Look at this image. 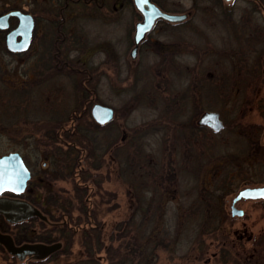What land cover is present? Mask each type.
<instances>
[{
  "label": "rangeland",
  "instance_id": "374dc122",
  "mask_svg": "<svg viewBox=\"0 0 264 264\" xmlns=\"http://www.w3.org/2000/svg\"><path fill=\"white\" fill-rule=\"evenodd\" d=\"M219 1L159 0L158 6L164 11L187 14L188 18L182 23H156L146 35L136 58H133L136 26L142 21V15L131 0H122L123 5L116 10L113 9L114 5H104L100 12L94 4L83 5L85 10L81 14V5H70L63 11L65 5H52V0H0V14L15 8L35 15L37 19L31 44L25 52H9L8 48L0 47L3 50L0 51V157L13 152L22 155L33 175L28 191L36 189V195L43 198L47 197V190L54 195L61 193L74 198L72 192H68L72 190V180L69 177L63 179L61 176L64 172L57 169L59 179L48 180L47 174L54 172L55 167L51 166L48 154L52 152V146L47 145V140H43L42 136L51 123L59 122L55 125H63L64 131H69L77 122L80 113V75L77 70L91 72L85 77V84L89 87L86 94L90 99L87 108L91 112L93 105L99 103L114 109V120L98 136L108 141L117 139L118 143L114 151L115 162H111V155L106 154L109 166L102 169L105 179L93 189L95 193L91 204L89 202V207L97 211L101 221L110 226L117 220L126 219L129 200L124 177L120 173L129 155L133 157L139 150L144 160L157 162L160 169H165L169 165L165 162V153L173 148L176 157L171 167H186V157L183 159L182 152L191 154L188 152L197 151V147L187 146L186 129L176 136L177 127L197 122L199 126L217 133L215 142L220 146L229 144L228 130L215 132L207 125L200 124L201 117L207 112H218L225 123L223 113L227 112L230 119H240L242 127H260V150L252 154L250 161L252 172L249 175L254 178L238 174V167L242 168L239 163L223 160L208 164L201 181L196 173L190 175L182 170L177 185H170L164 193L162 208L165 221L158 227L163 230L169 225V239L172 241L183 231L179 224L182 203L193 199V186L202 184L211 189L214 187L213 177L227 170L225 167L228 165H236L237 169L231 172L234 183L232 192L225 197L223 209L224 215L231 217L232 222H225L224 226L233 239L240 241V245L255 251L264 247V200H241L236 207L244 211V215L233 217L231 214L233 200L239 191L264 186V169H261L264 168V85L250 90L242 87V98L235 93L224 104L223 98L230 95L224 93L223 85L205 80L213 74L216 77L227 72L229 82L235 81L237 84V79L241 78L239 66L234 68L231 58L229 62L230 54L227 51L238 50L240 39L242 52H247L248 58L255 56L249 50L256 49L261 53L256 55L264 58V31L262 34L256 31L260 26L264 29V10L259 5H248L247 0H231L228 5H217ZM73 18L74 21L70 20ZM12 25H16L14 19ZM60 25H65L64 31L59 28ZM56 46L61 47L57 61H67V67L63 70L57 66V62H52V50ZM65 46L70 48L64 52L61 49ZM225 56L227 61L218 60ZM71 68L76 73L69 75L67 70ZM252 76L243 77V82L249 81ZM238 85L241 86L242 81ZM245 96L248 97L247 102L243 100ZM184 98L189 99L185 104L181 101ZM240 103L246 107L244 110L242 107V114L241 111L234 112L241 106ZM75 110L77 113L73 114ZM64 131L60 133L62 143L67 140ZM172 138H178L175 148L166 145L165 140ZM230 138V147L242 149L239 137L230 134ZM125 143L128 148L119 150V145ZM216 150L220 155L228 153L220 152L218 146ZM137 159L141 161L139 157ZM190 160L188 167L194 169L195 161ZM259 180L261 184L253 183ZM43 181L47 184L45 187L36 184ZM84 221L85 218L81 220L82 223ZM66 228L71 236L70 242L66 244L64 239L61 240L69 255L49 264H66L84 259L83 229L74 225H67ZM54 237H61V234L57 232ZM186 242L183 247L172 244L171 249L158 251L154 264H222L216 260L220 249L214 240L207 239L209 247L203 261H199V252L196 246L193 247L192 239L188 238ZM0 264L24 263H13L8 255L0 253Z\"/></svg>",
  "mask_w": 264,
  "mask_h": 264
},
{
  "label": "trees",
  "instance_id": "16d2710c",
  "mask_svg": "<svg viewBox=\"0 0 264 264\" xmlns=\"http://www.w3.org/2000/svg\"><path fill=\"white\" fill-rule=\"evenodd\" d=\"M59 28L64 31L65 25H60ZM59 48L61 47L56 46L55 49L53 48L52 62L53 64L57 62V66H61L63 70V68L67 67V61L63 63L57 61L60 52ZM66 48L68 50L70 46H65L61 50L65 52ZM51 67L57 70L54 66ZM67 71L69 75L76 73L72 68ZM77 72L80 75V99L78 104L80 113L77 122L69 131H64L65 126L63 125H55L59 122L51 123L50 128L45 133L43 132L42 136L43 140H47V145L52 146V152L48 154H50L51 166L55 167L54 172L47 174L48 180L59 179L58 170H61L62 173L64 172L61 177L63 179L69 177L73 181H71L72 190L68 192H72L74 198L63 196L61 193L54 195L50 190H47V197L43 198L40 195H36V189H30L25 195V199L38 206L44 215L47 216V220L32 217L21 222L19 224L20 231L15 237L16 241L19 243H52L64 239L67 244L70 242L71 236L69 237L70 234L68 235L66 226L74 225L76 228L83 229L82 247L85 250L84 260L79 259L66 264H154L158 251L169 250L172 244L183 247L187 243L186 240L188 238L192 239L193 247L196 246L198 249L199 261H203L208 252L209 244L207 239H212L220 249L219 258L216 260H219L218 262H222V264L230 262L234 264H264V247H260V249L258 248L255 251L254 249H248L243 244L240 245V241L233 239L230 231L224 226L225 222L226 224L227 222H232L231 217L224 215L223 209L225 197L232 192L231 188L234 183L231 179L233 178L231 177V172L237 169L236 165H228V167H225L227 170L213 177L215 181L214 187L211 189L202 184L193 186V199L182 203L183 212L180 215L179 224L183 231L173 237L172 241L169 239L171 233L168 228L170 226L166 225L163 230L158 227L165 221L164 208H162L164 193L170 185H177L178 177L182 174V170L190 175L192 172L196 173L201 181L208 164L219 163L223 160L229 161V163H239L242 168L238 167V174L254 178L253 175H249V172L250 174L252 172L250 161L253 157L252 154L260 150V129L258 130L260 127L258 125L242 127L240 119H230L227 112L223 113L225 118L223 131L228 130V143L231 144L230 134H234L239 137L242 149H233L234 147H230L229 144H221L220 146L215 142L217 133L211 132L204 127H189L186 132L188 136L185 137L186 144L190 148L197 147V151L188 152L191 154L182 152L183 159L186 157V160H184L186 167H171L174 165L176 157V152L172 151V146L176 147L178 138L165 140L166 145L172 148V150L169 149L170 151L165 153V162L169 163L165 169H160L157 162L148 159L144 160L139 150L136 154H133V157L129 155L124 165V170L122 169L120 173L124 177L126 194L129 200L128 213L126 214V219L117 220L108 226V223L104 224L101 218L98 217L97 211L89 207V205L95 193L93 189L105 179L104 170L102 169H106L109 166L106 162V154L111 155V162H115L114 151L118 143L117 139L108 141L98 136L101 131H104L110 125L97 124L87 108L90 99H88L86 94L89 87L85 84V77L87 74L92 73H82L78 70ZM205 80L210 81V78ZM255 81L257 83L259 80ZM261 83L264 84V80ZM228 92V95H230V97L226 96L228 99H232L231 96L235 95V93L242 94L239 87L233 88V86H230ZM240 101L242 102L241 99ZM240 105L234 109L235 113L242 110V103ZM245 108L243 107V110ZM76 113L75 110L73 114ZM62 130L67 134L65 135L67 140L63 143L60 141L62 139V134H60ZM183 131L184 129H181V133ZM217 146L220 148V152L228 153L220 155L219 151L216 150ZM126 147L127 144L125 143L119 145L118 149L125 150ZM210 147H212L211 150ZM138 157L141 159V161L139 160L140 162H138ZM190 159L195 161L194 165L196 167L194 169L188 167ZM262 163L261 161V167ZM132 170L133 172H130ZM35 177H38V175ZM30 183L29 188H31ZM253 183L258 185L262 181H253ZM36 184L43 187L47 185L45 181ZM48 187L50 186L48 185ZM150 194L151 197L147 198ZM80 218H85L84 223L81 222L82 219ZM56 219L58 222L54 223L53 221ZM57 232L61 234V237H54ZM1 250L2 248L0 247ZM172 250L175 249L172 248ZM59 255H69V251L63 248V251L55 254L52 259Z\"/></svg>",
  "mask_w": 264,
  "mask_h": 264
},
{
  "label": "water",
  "instance_id": "95a60500",
  "mask_svg": "<svg viewBox=\"0 0 264 264\" xmlns=\"http://www.w3.org/2000/svg\"><path fill=\"white\" fill-rule=\"evenodd\" d=\"M231 1V0H226ZM136 9L140 12L143 20L137 24L135 34L136 47L132 51V57L136 58L140 43L146 35L152 31L158 20H164L168 23H182L188 18L187 14H171L163 11L152 0H134ZM16 17L19 20L17 27L12 30L6 39L8 50L12 52L26 51L32 41L35 28L34 17L28 13L16 10L0 16V29L9 28V19ZM20 37L18 41L17 38ZM93 119L100 125H106L114 120L115 111L113 108L96 103L91 109ZM200 124L207 125L215 132H220L224 128V123L220 119L218 112H207L201 119ZM32 177L30 169L27 167L22 156L18 152H13L0 157V196L5 192H12L17 195L23 194ZM242 199L246 200H264V186L247 187L237 194L231 207L232 216H243L244 211L236 207V203ZM0 215H3L10 223L26 221L32 217H39L47 220L42 211L34 204L24 199H12L0 197ZM0 245L6 250L20 258L27 256L35 258H45L58 251L62 244H44V243H24L17 246L9 234L0 231Z\"/></svg>",
  "mask_w": 264,
  "mask_h": 264
},
{
  "label": "flooded vegetation",
  "instance_id": "af4514ba",
  "mask_svg": "<svg viewBox=\"0 0 264 264\" xmlns=\"http://www.w3.org/2000/svg\"><path fill=\"white\" fill-rule=\"evenodd\" d=\"M131 1L133 2L134 6H135L134 0H131ZM247 1H248V5H259V7L264 10V0H247ZM152 2L154 4H156V5H159V0H152ZM230 2L231 1L221 0V1H219L217 3V5H228ZM62 3H63V5H65L63 11L67 10L70 5H81V6H83V5H92V4H94L95 7L97 8V11L99 10V12L102 11L104 5H114V8H113L114 10L118 9L119 5H123L122 0H109V1H107V0H101V1L100 0H63V2H61L60 0H52V2H51L52 5H61ZM15 10L16 9H11L10 11L3 12L2 14H0V16L5 15V14H7V13H9L11 11H15ZM84 10H85V8L83 6V8H80L79 14H81ZM68 14H69V12H68ZM32 16L34 17V21H35V25H36V20L37 19H36L35 15H32ZM78 17H79V19L81 18V16H78ZM12 19H14L16 21V25L15 26L12 25ZM142 19H143V17H142ZM70 20L74 21L75 18L70 19ZM159 21H162V20H158L157 23ZM18 23H19L18 18L11 17L9 19V24H10L9 28L0 29V47H4V48L6 47L7 48V44H6L7 36L12 30H14L17 27ZM241 25H242V21H241ZM242 27L245 28V25H243ZM136 29H137V26H136ZM262 30L264 31V29H262L261 26L256 28V31H257L258 34H262ZM17 40L19 41L20 37H18ZM143 43H144V40L140 43V45L138 47V50H137V54L139 53L140 46ZM237 45L239 46L238 50H228L227 51L230 54L229 55V62H230V58H231V62H232V65L234 66V68H235L236 65L239 66V74H240L239 78H240V76H241V78L237 79V84L235 83V81H234V83H232V81H231V83L229 82V80H228L229 77H228V73L227 72H224L222 74V76L217 75L216 77H214L215 76L214 74L212 76H210V81H212L213 83L215 82V83H220V84L223 85V88L225 90L224 93L226 92V95H228L227 91L230 89V86H233V88L239 87L241 89V92H242V87H244V88L248 87V88L252 89L253 87H256V88L258 87L259 88L260 86L264 85L263 83H261L262 80H264V77H263V74H264V58L263 57L261 58V55H259V56L256 55V54H261V53L259 51L256 52L257 49L256 50H249V53L250 54L254 53L255 56H254V58H252L251 56L248 58L247 52H244V54L242 52V39H240L238 41ZM134 47H136V45ZM0 51L3 52L2 48L0 49ZM5 51H8V50L6 49ZM9 52H12V51H9ZM224 55H226V54H224ZM218 60L220 62H222V61L225 62V61L228 60V58L226 56L225 57H219ZM251 74L253 75L252 78H250L249 81L243 82V77L249 76ZM232 80H234V78ZM246 80H248V77L246 78ZM255 80H259V81L257 83H255L256 82ZM240 81H242V85L241 86L238 85ZM240 95L242 96V94H240ZM246 96L244 97L245 99H243L244 102L248 101V98ZM188 100H189L188 98H184L181 101H182V103L185 104ZM227 100H228V97H224L223 98L224 104L227 103L226 102ZM186 124L187 125H185V126H181L180 125L179 127H177V135L178 136L181 134V129H186V131H187V129L189 127H192V126L196 127V124H197V126H199V124L197 122H196V124H193V122L191 124H189V123H186ZM193 134H194V132H193ZM28 188H29V186H28ZM28 188H27V190H26V192L24 194L17 195V194L12 193V192H5L0 197H7V198H12V199H17V198L22 199L23 198L22 196H24V198H25V195L28 193ZM21 222H23V221H21ZM21 222L10 223V222H8L6 220V218L3 215H0V231L2 233H4V234L11 235L13 240H14V242H15V244L17 246H20V245H22L24 243H43V242H24V243H19L18 241H16L15 237L18 235V232L20 231L19 224ZM54 243H61L62 244L61 248L58 251L54 252L53 254H51V255H49V256H47L45 258H41V259L35 258L34 256H27L25 259L21 260L20 258L10 254L3 245H0V247L2 248L0 253H3L4 256L8 255L10 257V260H12L13 263L14 262H16V263L17 262H21V263H24V264H29L31 262L33 264H49V262L56 261V259H59V257L63 256V255H61V256L59 255L55 259H52L55 254H58L61 251H63V246H64V242H62V240L56 241V242H52V243H44V244H54Z\"/></svg>",
  "mask_w": 264,
  "mask_h": 264
}]
</instances>
